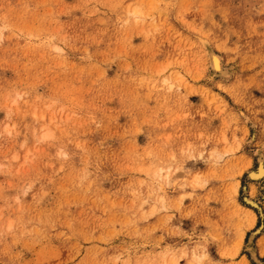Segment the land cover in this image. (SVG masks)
Listing matches in <instances>:
<instances>
[{
    "label": "rangeland",
    "instance_id": "374dc122",
    "mask_svg": "<svg viewBox=\"0 0 264 264\" xmlns=\"http://www.w3.org/2000/svg\"><path fill=\"white\" fill-rule=\"evenodd\" d=\"M260 161L264 0H0V264H264Z\"/></svg>",
    "mask_w": 264,
    "mask_h": 264
},
{
    "label": "bare ground",
    "instance_id": "6f19581e",
    "mask_svg": "<svg viewBox=\"0 0 264 264\" xmlns=\"http://www.w3.org/2000/svg\"><path fill=\"white\" fill-rule=\"evenodd\" d=\"M134 14L135 15H140V13H138L137 11H134ZM140 17V16H139ZM136 20V19H135ZM209 58H210V62H211V68H212V70L215 72V73H224V72H226L225 70L223 71L222 70V68H221V61H220V58L217 56V55H215V54H210L209 55ZM228 75V74H227ZM222 76V75H221ZM48 135V134H47ZM263 162V161H262ZM261 161H260V163H259V165H258V169L256 170V171H254V172H250L249 173V177H250V179L252 178H254V179H261V178H263V176H264V165H263V163H262ZM252 190V189H251ZM246 200V199H245ZM247 201L248 202H250V205H252V207H258V205L256 204V202L255 201H252L250 198L248 199L247 198ZM247 202V203H248ZM240 207V206H239ZM243 209V208H242ZM246 211H248L249 212V215L252 217V218H254V213H253V211H251V210H246ZM259 211H260V209H259ZM241 212V211H240ZM247 212V213H248ZM244 213H246L245 211H244ZM248 215V214H247ZM246 217V216H245ZM255 220V219H254ZM258 232V231H257ZM255 234V233H254ZM253 239V238H252ZM236 252V251H235ZM255 253V252H254ZM193 254H194V252H193ZM196 256V255H195ZM200 257H202V256H200ZM195 260V259H194Z\"/></svg>",
    "mask_w": 264,
    "mask_h": 264
}]
</instances>
